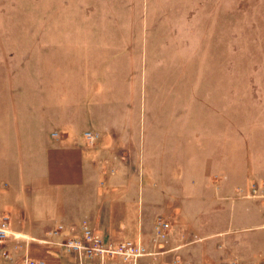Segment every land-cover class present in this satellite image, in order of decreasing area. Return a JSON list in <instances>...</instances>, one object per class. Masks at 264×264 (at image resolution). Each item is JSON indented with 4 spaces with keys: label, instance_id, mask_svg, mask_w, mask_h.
I'll return each mask as SVG.
<instances>
[{
    "label": "rangeland",
    "instance_id": "374dc122",
    "mask_svg": "<svg viewBox=\"0 0 264 264\" xmlns=\"http://www.w3.org/2000/svg\"><path fill=\"white\" fill-rule=\"evenodd\" d=\"M75 36L93 45L100 80L115 103L107 114L121 125L119 131L137 134L134 123L144 119L151 141L173 136V157L187 142L195 146L193 153H201L202 145L217 142L219 132L227 170L264 167V0H0L2 167L11 156L19 157V148L41 144L35 139L47 131L41 126L38 77L43 50L59 37ZM103 143L99 136L93 144ZM214 160L210 165L217 168ZM228 185L223 216L209 214L211 207L202 202L181 208L183 218L189 208L192 214L207 213L189 221L194 237L185 236L182 215L176 218L166 207L147 223L140 240L152 254L141 264H175L177 258L180 264H202L205 243L219 248L217 240L204 237L213 232L225 233L227 254L219 261L243 264L232 256L233 236L248 223L229 219L235 193ZM158 220L169 223L165 239H156ZM186 238L197 239L194 259L171 250ZM32 243L8 234L0 243V264H23L37 254ZM58 255L56 264H71L68 253Z\"/></svg>",
    "mask_w": 264,
    "mask_h": 264
},
{
    "label": "crops",
    "instance_id": "0c3cea01",
    "mask_svg": "<svg viewBox=\"0 0 264 264\" xmlns=\"http://www.w3.org/2000/svg\"><path fill=\"white\" fill-rule=\"evenodd\" d=\"M80 37H59L43 50L38 77L41 126L47 131L35 139L41 144L19 148V157L11 156L7 167L0 160V221L8 217L9 234L35 240L31 246L35 245L32 249L37 254L32 257L53 264L52 260H61L58 253L64 252L43 240L56 226L64 227L63 237L88 225L116 244L146 237L147 223L166 207L176 218L182 215L185 236L194 237L195 224L192 227L189 221L196 222L207 213L192 214L189 208L183 218L181 208L202 202L211 207L209 214L223 216L220 207L226 204L233 176L228 186L235 193V212L229 219L248 224L236 229L232 256L243 264H257L264 255V167L227 170L225 139L219 132L217 142L202 145L201 153H193L195 146L187 142L173 157V136L151 141L144 119L134 123L137 134L119 131L121 125L107 114L115 103L108 100L106 83L100 80L98 57L93 45L82 43ZM87 131L97 134L92 143L84 136ZM99 136L104 143L95 146ZM215 158L217 168L210 165ZM223 234L204 235L217 240L219 248L215 251L205 243L202 264L222 263ZM187 238L171 250L194 259L197 239ZM245 251L248 254L243 256ZM174 263L180 264V259Z\"/></svg>",
    "mask_w": 264,
    "mask_h": 264
},
{
    "label": "built area",
    "instance_id": "2783aa9c",
    "mask_svg": "<svg viewBox=\"0 0 264 264\" xmlns=\"http://www.w3.org/2000/svg\"><path fill=\"white\" fill-rule=\"evenodd\" d=\"M87 141L97 138V134L84 133ZM156 239H165L170 226L168 222L158 220L154 226ZM64 227L58 225L43 241L55 246L58 250L70 254L75 264H138L140 259L152 254L140 240H121L116 244L109 243L93 228L82 225L78 233L60 237ZM9 220L7 216L0 221V243L8 236ZM60 237V238H59ZM23 264H44L43 259L27 257Z\"/></svg>",
    "mask_w": 264,
    "mask_h": 264
}]
</instances>
